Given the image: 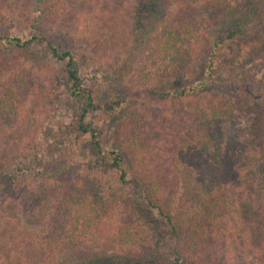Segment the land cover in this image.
Masks as SVG:
<instances>
[{"label":"trees","instance_id":"1","mask_svg":"<svg viewBox=\"0 0 264 264\" xmlns=\"http://www.w3.org/2000/svg\"><path fill=\"white\" fill-rule=\"evenodd\" d=\"M258 49L264 0H0V264H264Z\"/></svg>","mask_w":264,"mask_h":264},{"label":"rangeland","instance_id":"2","mask_svg":"<svg viewBox=\"0 0 264 264\" xmlns=\"http://www.w3.org/2000/svg\"><path fill=\"white\" fill-rule=\"evenodd\" d=\"M232 55L229 54L228 56ZM203 56V55H201ZM230 57H227L225 62H224V66L227 67L230 64ZM248 64H244L243 68H241L242 70L240 71L241 75L240 78H238L236 80V83L238 84V89L237 92L240 97H242L244 100L248 101L249 103L253 104V105H257L259 108L264 106V90L258 85V77L259 74L262 72V68L264 67V50L258 49L256 50L253 54H251L250 58L248 59ZM90 65V63L88 64ZM137 64L133 63V66L131 67L130 70L127 71V75L124 77L123 81L124 83H126V87L129 88H134V86L130 85L131 80H136V76H139V72L138 73H132V69H134L136 67ZM88 70H86V72L82 75V80H84V83H88V79H90L89 77V73L91 71H93V67L89 66L87 67ZM228 72L226 69L224 70L223 74L224 77L225 75H228ZM235 72L232 75H230L229 77H234L236 75ZM130 82V83H129ZM133 84V83H132ZM236 84V85H237ZM61 101H60V106H59V111L60 112H70L71 111V104L69 102L65 101V97H60ZM249 118H239L236 119L234 121H231L229 123L230 127L232 128H242L245 127L247 125ZM157 122H162V120L160 118H156ZM160 127H165V125L160 123ZM159 129V127H158ZM63 163H68L67 159H62ZM107 178L111 179L112 176H108ZM233 218L229 217L227 219V223L230 226H233ZM162 240H165V238H163V236L158 235ZM233 244L234 242L231 240L229 243V246L227 247L228 249L227 254L224 258V264H245L242 263L241 260H238L237 258L235 259V253H234V249H233ZM172 244L171 242H166L164 244V253L167 255H170L171 253V247Z\"/></svg>","mask_w":264,"mask_h":264}]
</instances>
